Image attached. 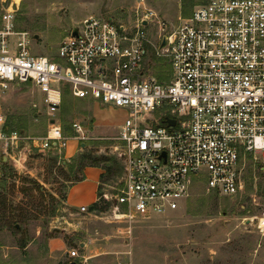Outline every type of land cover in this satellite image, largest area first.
<instances>
[{
	"label": "built area",
	"instance_id": "1",
	"mask_svg": "<svg viewBox=\"0 0 264 264\" xmlns=\"http://www.w3.org/2000/svg\"><path fill=\"white\" fill-rule=\"evenodd\" d=\"M7 1L0 0V89L29 83L41 94L48 131L32 140L33 149L65 148L67 138L53 118L64 85L77 100L123 113L116 137L123 146V184L107 222L127 225L177 210L196 177L208 190L234 196L242 189L241 157L261 156L264 164V0H197L171 31L136 0L130 25L95 16L79 21L58 44L57 61L32 52L38 40L18 29V1ZM149 53L168 62L164 80L146 73ZM72 128L80 139L81 126ZM27 141L0 113L1 152L16 161ZM101 199L109 203L107 194ZM254 220L263 233L264 211ZM70 256L78 257L76 251Z\"/></svg>",
	"mask_w": 264,
	"mask_h": 264
},
{
	"label": "rangeland",
	"instance_id": "2",
	"mask_svg": "<svg viewBox=\"0 0 264 264\" xmlns=\"http://www.w3.org/2000/svg\"><path fill=\"white\" fill-rule=\"evenodd\" d=\"M15 1L18 29L38 36L32 52L54 61L58 60V44L83 18L95 16L125 25L137 18L136 0ZM143 1L170 31L177 27L179 18L191 14L197 2ZM147 32L153 41V30L148 28ZM147 65L149 75H161L162 80L168 75V62L151 53ZM0 113L9 129L28 138L14 156L16 161L0 150V176L6 178L3 193L10 205L7 219H0V264H68L69 260L75 264H113L127 258L132 264H264V231L259 233L256 221H252L264 211L261 156L241 157L237 167L242 189L234 196L208 190L205 179L196 177L177 210L136 218L127 225L114 224L105 216L110 214L114 196L123 184V146L116 140L124 117L121 111L92 107L89 100H77L68 93L62 94L53 115L66 138L75 133L73 123L81 126L80 139H75L76 143L67 141L70 146L75 143L77 153L91 151L99 157H112L122 169L121 176L100 183L109 203L107 209L95 213L76 212L64 205L72 177L64 173L67 166L63 154L53 150L39 153L32 148V140L47 134L49 121L37 89L29 83L0 89ZM1 161L8 163L5 169ZM37 186L44 189V195L38 193ZM10 223L20 231L9 227ZM20 241L25 243L23 248L19 247ZM71 251H76L78 257L72 259Z\"/></svg>",
	"mask_w": 264,
	"mask_h": 264
},
{
	"label": "trees",
	"instance_id": "3",
	"mask_svg": "<svg viewBox=\"0 0 264 264\" xmlns=\"http://www.w3.org/2000/svg\"><path fill=\"white\" fill-rule=\"evenodd\" d=\"M156 78L158 81H162L161 75H157ZM68 93V86L64 85L62 87V94L67 95ZM67 137L74 138L76 137V134L74 133ZM63 164L64 166H67V170L64 172L66 176L69 177V175H71L72 177V179L68 180L71 184L83 180V171L86 167H95L102 170V174L100 175V183H107L108 181L113 180L122 174V169L114 158L105 156L99 157L94 155L91 151L77 153L69 160V163L64 162ZM7 165V162L1 161V166L3 169H5ZM5 179L6 178L3 175L0 176V190H2V193L0 192V219L3 221L7 219V210L10 208V205L7 204L5 199L6 197L3 193ZM36 190H38V193L41 195L45 194L44 189H42L40 186H37ZM101 195V187L99 184L97 189V200L88 207L89 212H101L107 209L108 203L101 199ZM6 223H8V221ZM9 227H11L16 232L20 231V229L16 228L14 223H10ZM24 245V241H20L19 247L23 248Z\"/></svg>",
	"mask_w": 264,
	"mask_h": 264
},
{
	"label": "crops",
	"instance_id": "4",
	"mask_svg": "<svg viewBox=\"0 0 264 264\" xmlns=\"http://www.w3.org/2000/svg\"><path fill=\"white\" fill-rule=\"evenodd\" d=\"M89 102L92 107L98 106L100 108H103V106L96 102H93L91 100H89ZM92 125L93 129H95L96 123L94 122V120L92 121ZM68 140H72L76 143L75 139L67 138L65 148L61 151V154H63V163L65 161H69V159H71L77 153V146L75 145V143L70 146L69 142L67 143ZM101 174L102 170L99 168L86 167L83 171V180L72 183L67 187L64 195V205L73 211L79 212L78 209L80 207L88 208L92 203H94L97 200V189L98 185L100 184Z\"/></svg>",
	"mask_w": 264,
	"mask_h": 264
},
{
	"label": "water",
	"instance_id": "5",
	"mask_svg": "<svg viewBox=\"0 0 264 264\" xmlns=\"http://www.w3.org/2000/svg\"><path fill=\"white\" fill-rule=\"evenodd\" d=\"M76 35V30L74 29L73 31H72V36H75ZM34 39L35 40H38V36L37 35H35L34 36ZM165 122H166V124H169V125H173L174 124V120H169V119H167V120H165ZM84 144L82 143V144H80V146H83ZM4 160H5V158H4ZM68 264H75L74 262H70V263H68Z\"/></svg>",
	"mask_w": 264,
	"mask_h": 264
}]
</instances>
